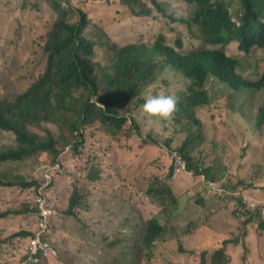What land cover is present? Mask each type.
<instances>
[{
  "label": "rangeland",
  "instance_id": "1",
  "mask_svg": "<svg viewBox=\"0 0 264 264\" xmlns=\"http://www.w3.org/2000/svg\"><path fill=\"white\" fill-rule=\"evenodd\" d=\"M60 1H70L80 8L90 0ZM99 1L103 2L97 8L92 5L87 12L119 25L117 36L111 38L116 44L150 47L163 34V42L181 54L220 49L239 62L237 72L245 79H209L205 89L210 107L197 111V125L185 119L167 122L149 117L142 110L143 104L139 108L137 99L121 110L128 122L117 136H107L100 123L88 125L83 145L77 151L67 146L55 159L59 171L53 173L51 196L59 207L52 236L57 255L44 260V264H199L202 251H213L225 240L238 242L226 247L230 264H264V229L259 227L264 220L257 212L241 208L234 196L239 193L258 202L264 200V123L262 130H254L264 105V90L254 91L243 84V80L256 82L264 75V49L253 47L246 53L237 44L212 46L189 35L184 25L172 24L168 17L172 11L181 16L183 0H169L171 7L166 13L149 10L142 0ZM223 1H227L234 16L242 10L239 0ZM141 11H150V15L135 16ZM190 14V8L184 12L186 17ZM53 20L56 14L50 0H0L1 102H13L43 73V45ZM177 38L182 48L175 45ZM185 90L182 78L168 67L157 73L155 83L143 91L140 99L145 101L146 96L161 92L179 97ZM43 126L59 134L56 125ZM34 131L43 134L41 129ZM187 136L193 141L190 156L200 162L202 169L213 168L216 178L211 180L223 190L221 195L204 189L203 181L208 179L203 175L175 176L172 172L173 155ZM13 137L0 133V151L14 146ZM116 142L119 151L110 155L108 151ZM166 142L168 147L164 146ZM49 156L40 153L22 162L0 163V178L13 183L40 181L42 167L53 164ZM155 179L172 190L174 205L167 202L160 207L157 198L146 194L149 187L157 188ZM14 188H0L2 210H16L26 222L30 210L24 202L25 191L17 185ZM75 188L81 198L73 211L76 218L68 214ZM252 214L255 220L245 226ZM152 217L159 219L164 231L163 250L155 252L150 261L140 240L145 222ZM16 251L15 238L0 235V264H17Z\"/></svg>",
  "mask_w": 264,
  "mask_h": 264
},
{
  "label": "trees",
  "instance_id": "2",
  "mask_svg": "<svg viewBox=\"0 0 264 264\" xmlns=\"http://www.w3.org/2000/svg\"><path fill=\"white\" fill-rule=\"evenodd\" d=\"M184 1L191 7V15L168 17L172 24L184 25L189 35L200 37L204 43L212 46L237 44L239 50L246 53L253 47L264 49V0H239L241 17L240 12L236 16L229 12L230 6L224 1ZM61 2L50 0L56 20H53V26L45 36L43 73L13 102L0 104V112H5L0 115V130L14 135L17 144L16 148H3L0 157L23 161L40 153H48L54 165L62 149L70 146L77 151L83 145L85 128L94 122L104 127L107 136H117L128 122L121 110L136 99L140 108L144 103L140 99L143 91L155 83L158 72L168 67L182 78L186 86L185 93L178 97V111L173 121L185 119L186 123L194 125L199 124L197 111L210 107L209 94L205 89L209 79L219 77L232 82L244 78L237 72L239 62L226 56L222 50L197 49L181 54L163 42V34L150 47L129 43L120 46L111 40L97 21L85 13L83 7H75L77 5L73 6L70 1ZM150 2L156 11L164 12L157 0ZM148 15L150 11L135 14L142 17ZM237 20L239 26H236ZM175 45L182 48V41L177 38ZM243 84L254 91L264 90V75L256 82L243 80ZM43 123L56 125L59 134L55 135ZM263 123L264 105L260 108L254 130H262ZM36 129H41L43 134L35 132ZM149 140L154 145L162 146L153 139ZM192 143L187 136L174 153L172 172L175 176L186 173L215 179L213 168L202 169L200 162L190 156ZM112 144V149L108 151L110 155L119 151L117 142ZM164 146L168 147V142ZM176 168H181L180 172L176 173ZM155 182L157 188L149 187L146 194L150 198H157L160 207L167 202L174 205L176 198L168 185L159 179H155ZM29 185L39 187L40 181L22 184L23 187ZM203 185L207 189L205 181ZM80 204L81 198L75 188L69 200L68 214L74 216L73 211ZM58 208L54 205L55 213ZM36 210V206L30 205V211ZM255 217L250 215L244 225L252 223ZM259 227L264 229V222H260ZM163 231L164 227L157 217L150 218L144 224L140 245L150 261L155 252L163 250ZM21 234L26 235L25 232ZM229 243L225 240L221 247L213 251H202L199 264H229L230 258L226 253ZM179 250L182 251V248L179 247ZM44 263L46 261L42 260L39 264Z\"/></svg>",
  "mask_w": 264,
  "mask_h": 264
},
{
  "label": "clouds",
  "instance_id": "3",
  "mask_svg": "<svg viewBox=\"0 0 264 264\" xmlns=\"http://www.w3.org/2000/svg\"><path fill=\"white\" fill-rule=\"evenodd\" d=\"M157 1L163 2L160 0H157ZM220 1H223V0H220ZM224 2L227 3V1H224ZM152 8H153V6H152ZM228 11L231 12L230 9ZM191 13H192V9H191ZM239 16L240 17L242 16V12L239 13ZM138 17L141 18V16H138ZM145 17H148V16H145ZM145 17H142V18H145ZM184 17H186V16H184ZM236 26H239V20L236 21ZM230 45H232V44H230ZM217 50H220V49H217ZM226 56H228V55H226ZM2 103H5V102L0 101V104H2ZM7 103H9V102H7ZM178 103H179V98L175 94H165L163 92H161L160 94H150V95L146 96L145 101L142 105V110L149 117H154V118H158L162 121L171 122L175 118V114L178 111ZM4 113L5 112H0V115H3ZM1 132L9 133V132L0 130V133ZM13 140H14V146H12V147L16 148L17 144L15 141V136L13 137ZM18 162H22V161H11V160L6 159L4 157H0V163H18ZM56 164L59 166L58 163H55L54 165H51V166L42 167L43 173L47 168H54ZM58 171H59V168L51 170L49 180H47L44 177V175L42 174L43 178L41 177L40 185H39V187L36 186V188L34 186L30 187V185L27 187H23L22 184L24 182H20V183L7 182L1 178H0V188H6V189L14 190L15 189L14 186H16V185L19 186L20 189L25 191L26 199L24 202L27 205V207L29 208V210H30V205L36 206L35 202H34L35 195L42 194L49 201H51L53 203V210H54V205H57V201L51 196V192H52L51 185L53 182V173L58 172ZM208 180H211V179H208ZM208 180H205V182ZM29 184H30V182H29ZM261 202H259V203H261ZM2 205H4V202L0 200V223H1L0 225L2 227L0 229V235L2 236V238H6L8 236L15 238V241L17 242V245H18V251L14 252V254L17 258V264H30V217L32 216V214L37 213V210L29 212L28 220L25 222V220L23 218V214H21L20 212H18L16 210H12V209L2 210ZM240 207L242 208L241 201H240ZM257 207H259V206H257ZM250 210L253 212H257L259 217L262 218L261 214L259 213V208L250 209ZM54 214H55V211H54ZM5 219H7L6 220L7 222L5 221ZM14 219L18 220L19 222H17ZM262 219L264 220V218H262ZM5 225L10 226V231H11L10 234H7V235L4 234L3 229H4ZM20 227H22L23 229H22V231L18 232ZM13 229H14V231H13ZM23 232H25L26 235H22L21 233H23ZM229 258H230V256H229ZM230 263H231V259H230Z\"/></svg>",
  "mask_w": 264,
  "mask_h": 264
},
{
  "label": "built area",
  "instance_id": "4",
  "mask_svg": "<svg viewBox=\"0 0 264 264\" xmlns=\"http://www.w3.org/2000/svg\"><path fill=\"white\" fill-rule=\"evenodd\" d=\"M56 168H59L57 164L54 168H47L43 173L44 177L49 180L51 170ZM205 183L210 193L219 195L223 193L218 183L212 180ZM234 196L241 201L244 209L259 208V213L264 218V200L259 203L246 195L242 197L239 193H234ZM34 202L37 206V213L30 217V264H39L42 260L55 258L57 255V249L52 239L56 215L54 214L53 203L51 204L44 195H35Z\"/></svg>",
  "mask_w": 264,
  "mask_h": 264
},
{
  "label": "crops",
  "instance_id": "5",
  "mask_svg": "<svg viewBox=\"0 0 264 264\" xmlns=\"http://www.w3.org/2000/svg\"><path fill=\"white\" fill-rule=\"evenodd\" d=\"M103 1H89L87 4H86V6L85 7H83V10L85 11V13H87V15L90 17V18H92V19H94L95 21H97L98 22V24H99V26H101L106 32H107V34L114 40V37H116L117 36V34H116V31H117V29H118V27H119V25L117 24V23H114V21H112L111 23H106L104 20H103V18H102V16H98V18L96 19V18H94V17H92L90 14H89V12H87V10L90 8V7H92V5H95V7L97 8L98 7V4H100V3H102ZM142 2L145 4V5H147V8L148 9H151V10H155V9H153V8H151V7H149V4H150V0H147V2L145 1V0H142ZM171 1H169V0H166L165 2H159V4H160V7H161V9L162 10H164V12L166 13L167 12V10H169L170 9V7H171V3H170ZM189 8H191L190 6H188L186 3H185V1L183 0L182 1V6L180 7V9H179V11L181 12V16H184V12L185 11H187ZM156 11V10H155ZM156 12H158V11H156ZM158 13H161V12H158ZM170 15H172V14H174V15H177V16H179V13H178V11H172L171 13H169ZM145 18H147V17H145ZM31 212V211H30ZM1 224V223H0ZM2 227H1V225H0V229H1ZM4 234L5 235H7V234H10L11 233V231H10V226H6L5 225V227H4ZM233 243H238L237 241H233L232 243H230V244H233ZM227 253V252H226ZM248 260H249V262H250V257H248Z\"/></svg>",
  "mask_w": 264,
  "mask_h": 264
}]
</instances>
